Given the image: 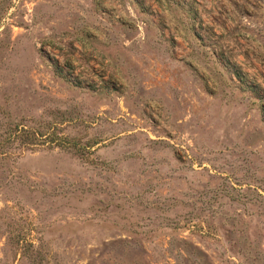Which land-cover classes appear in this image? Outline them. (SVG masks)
Returning a JSON list of instances; mask_svg holds the SVG:
<instances>
[{"label":"rangeland","instance_id":"rangeland-1","mask_svg":"<svg viewBox=\"0 0 264 264\" xmlns=\"http://www.w3.org/2000/svg\"><path fill=\"white\" fill-rule=\"evenodd\" d=\"M0 264H264V0H0Z\"/></svg>","mask_w":264,"mask_h":264},{"label":"trees","instance_id":"trees-1","mask_svg":"<svg viewBox=\"0 0 264 264\" xmlns=\"http://www.w3.org/2000/svg\"><path fill=\"white\" fill-rule=\"evenodd\" d=\"M54 137H55V135L51 138V140H55ZM26 140H27V145H28V144H35V143H33V142H34L36 139H35V137H33V135H27ZM25 145H26V144H25Z\"/></svg>","mask_w":264,"mask_h":264}]
</instances>
